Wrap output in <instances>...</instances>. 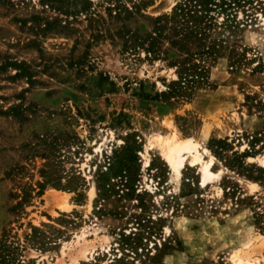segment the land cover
I'll list each match as a JSON object with an SVG mask.
<instances>
[{"label": "rangeland", "instance_id": "rangeland-1", "mask_svg": "<svg viewBox=\"0 0 264 264\" xmlns=\"http://www.w3.org/2000/svg\"><path fill=\"white\" fill-rule=\"evenodd\" d=\"M0 264H264V0H0Z\"/></svg>", "mask_w": 264, "mask_h": 264}, {"label": "bare ground", "instance_id": "bare-ground-1", "mask_svg": "<svg viewBox=\"0 0 264 264\" xmlns=\"http://www.w3.org/2000/svg\"><path fill=\"white\" fill-rule=\"evenodd\" d=\"M158 141L163 147V155L167 163L170 165L173 172L178 176L184 166L185 160L188 156L191 157L190 164L195 165L201 163V155L195 143L189 138L184 140H178L175 136L169 138L158 137ZM148 159H145L144 165L148 163ZM211 162H205L201 164L200 170L202 173V184H205L213 173L210 170ZM93 188L91 189V196L94 194ZM61 207H68V204L62 200L59 203Z\"/></svg>", "mask_w": 264, "mask_h": 264}, {"label": "trees", "instance_id": "trees-1", "mask_svg": "<svg viewBox=\"0 0 264 264\" xmlns=\"http://www.w3.org/2000/svg\"><path fill=\"white\" fill-rule=\"evenodd\" d=\"M174 10L181 11V7H177V5L174 6ZM177 15V14H176ZM160 26V25H159ZM162 36V27H154V30L151 34L147 35L148 44L145 47L146 55H148L153 60L160 59V54H162L161 47L159 45V39ZM179 63V62H178ZM171 65L177 66V64L173 63ZM198 66L196 63H191L189 65L182 64V67L180 71H178V79L173 80L168 85V91L167 95L172 97H179V96H186V93L188 92L186 89L195 82V78H198L199 76L202 77V74L197 71ZM188 94V93H187ZM228 146V143L224 140H218L216 144V148L218 149V152L225 150V147ZM216 154V151H213ZM189 180V179H188ZM190 189V187H189ZM231 194H234L232 192ZM245 199V197H237L236 200L239 202H242ZM252 200V199H250Z\"/></svg>", "mask_w": 264, "mask_h": 264}]
</instances>
